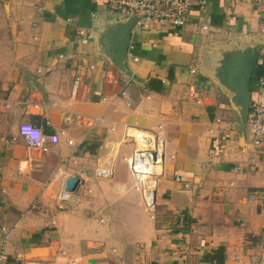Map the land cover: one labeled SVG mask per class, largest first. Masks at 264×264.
Masks as SVG:
<instances>
[{
    "label": "crops",
    "instance_id": "0c3cea01",
    "mask_svg": "<svg viewBox=\"0 0 264 264\" xmlns=\"http://www.w3.org/2000/svg\"><path fill=\"white\" fill-rule=\"evenodd\" d=\"M105 1L0 0V111L14 113L15 130L30 122L60 138L46 153L49 183L26 175L33 153L20 137L0 140V264H217L219 247L223 264H264V203L250 196L264 186V154L250 162L227 79L249 60L250 102L264 103V0H206L177 30L133 24L122 60L132 17L107 14ZM150 78L165 92L149 91ZM159 125L174 159L151 218L124 160L135 143L115 142ZM85 156L89 177L74 171ZM61 167L81 180L65 202Z\"/></svg>",
    "mask_w": 264,
    "mask_h": 264
},
{
    "label": "built area",
    "instance_id": "2783aa9c",
    "mask_svg": "<svg viewBox=\"0 0 264 264\" xmlns=\"http://www.w3.org/2000/svg\"><path fill=\"white\" fill-rule=\"evenodd\" d=\"M256 2L259 3L260 0H256ZM206 4V0H106L104 9L107 14H123L134 17L135 30H149L153 25L177 30L186 24L188 14L193 8L203 11ZM77 88L78 80L74 81L73 92H76ZM194 94L195 91L191 90L189 97L198 101ZM120 95L125 97L126 91H120ZM127 105L130 106L129 103ZM30 107L40 115H44L46 112L45 105H27V109ZM27 109L25 110L26 114L28 113ZM247 125L250 131V162L255 164L259 161V157L264 154V103L259 100L250 102ZM15 131L17 137L23 140L27 148L40 153H48L49 147L58 144L60 139L57 133L47 134L41 126L30 122L19 123ZM131 142L135 143V149L124 160L130 170L133 189L141 194L144 204L151 214V218H153L157 189L163 179L164 165L168 155L167 141L162 132V127L159 125L156 129L136 130L133 134H131V131L126 130L122 141H116L115 145ZM68 144H73V141L69 140ZM168 158L174 159V156L168 155ZM75 163V161H72V164ZM58 171L61 174L64 173L65 180L73 175L72 173H65L63 167L59 168ZM97 175L109 177L110 171L105 167H99ZM79 181L81 182L80 179ZM86 191L90 192L89 190ZM250 196L259 203H264V186L253 190ZM58 198L60 201L65 202L70 198V193L62 190ZM1 231L5 236L8 234L5 228H2ZM5 239L3 240L4 243ZM4 257V255H1L2 259Z\"/></svg>",
    "mask_w": 264,
    "mask_h": 264
},
{
    "label": "rangeland",
    "instance_id": "374dc122",
    "mask_svg": "<svg viewBox=\"0 0 264 264\" xmlns=\"http://www.w3.org/2000/svg\"><path fill=\"white\" fill-rule=\"evenodd\" d=\"M17 119L15 118V115L13 112L10 111H0V140H6L7 143L9 142H15V140H19L15 133V125H16ZM20 141V142H19ZM18 143L24 151H30V153L33 154H24L27 158L28 156H31V163L33 164L26 175L30 177L38 178L39 180H44V182H51V180L55 179V173L53 175V172L55 171V167L48 166V160L46 158V153H39L34 150H30L26 147L24 142L22 140H19ZM1 147V146H0ZM84 156V155H82ZM85 159L80 162L77 168H75L74 171L83 174L85 177L91 176L94 171V163H95V157H88L85 156ZM52 164V162H51ZM50 164V165H51ZM49 179V180H48ZM48 180V181H47ZM74 195V194H73Z\"/></svg>",
    "mask_w": 264,
    "mask_h": 264
},
{
    "label": "water",
    "instance_id": "95a60500",
    "mask_svg": "<svg viewBox=\"0 0 264 264\" xmlns=\"http://www.w3.org/2000/svg\"><path fill=\"white\" fill-rule=\"evenodd\" d=\"M134 22H135V18L132 17V22L125 26L124 31L121 35L120 38L121 45L119 46L120 60H122L125 55V51L127 49V43L129 41V36H130V28L133 26ZM245 63H247L245 67H243V65L240 64V70L236 69L235 73H229L227 77L228 83L235 93L233 101L237 106L240 107L241 125H245L246 123L248 109L250 105L248 77L251 70L252 62H249V60H247ZM79 183H80L79 177L76 174H73L69 179L65 180L64 189L66 192L70 194L75 193L77 191Z\"/></svg>",
    "mask_w": 264,
    "mask_h": 264
},
{
    "label": "trees",
    "instance_id": "16d2710c",
    "mask_svg": "<svg viewBox=\"0 0 264 264\" xmlns=\"http://www.w3.org/2000/svg\"><path fill=\"white\" fill-rule=\"evenodd\" d=\"M169 80L170 81L173 80V77L170 74H169ZM146 85H147L149 91L156 92L159 94L164 93L166 90V87L162 83V81L159 79H156V78L148 79L146 82ZM81 147L84 148L85 151H87L88 153L94 154L95 145L90 146V145H87L86 143H82ZM214 257H215L217 264H223V261H224V249H223V247H219L214 251ZM213 259L214 258L212 257V255H210V260H213Z\"/></svg>",
    "mask_w": 264,
    "mask_h": 264
},
{
    "label": "bare ground",
    "instance_id": "6f19581e",
    "mask_svg": "<svg viewBox=\"0 0 264 264\" xmlns=\"http://www.w3.org/2000/svg\"><path fill=\"white\" fill-rule=\"evenodd\" d=\"M74 196H70V198H73Z\"/></svg>",
    "mask_w": 264,
    "mask_h": 264
}]
</instances>
